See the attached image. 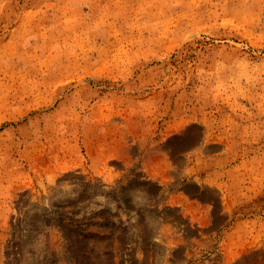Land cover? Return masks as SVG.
<instances>
[{"label": "rangeland", "instance_id": "obj_1", "mask_svg": "<svg viewBox=\"0 0 264 264\" xmlns=\"http://www.w3.org/2000/svg\"><path fill=\"white\" fill-rule=\"evenodd\" d=\"M0 264H264V0H0Z\"/></svg>", "mask_w": 264, "mask_h": 264}]
</instances>
